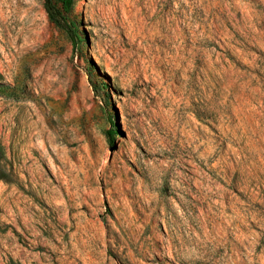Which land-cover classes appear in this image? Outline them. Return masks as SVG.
<instances>
[{
  "label": "rangeland",
  "instance_id": "374dc122",
  "mask_svg": "<svg viewBox=\"0 0 264 264\" xmlns=\"http://www.w3.org/2000/svg\"><path fill=\"white\" fill-rule=\"evenodd\" d=\"M43 2L0 0V264H264V0H74L81 45Z\"/></svg>",
  "mask_w": 264,
  "mask_h": 264
},
{
  "label": "trees",
  "instance_id": "16d2710c",
  "mask_svg": "<svg viewBox=\"0 0 264 264\" xmlns=\"http://www.w3.org/2000/svg\"><path fill=\"white\" fill-rule=\"evenodd\" d=\"M74 0H44L43 6L46 12L47 18L50 23L57 28L63 30L70 38L73 45H81L83 43L82 37L77 32V23L69 18V14L72 10ZM92 67H95L92 64ZM91 88L95 95L98 93L96 83L92 82L89 78ZM103 83V82H102ZM112 126V124H111ZM116 130L111 128L108 132L109 143L113 142V135Z\"/></svg>",
  "mask_w": 264,
  "mask_h": 264
}]
</instances>
